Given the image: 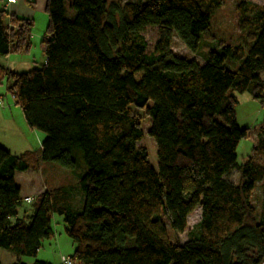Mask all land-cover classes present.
Segmentation results:
<instances>
[{"label": "trees", "instance_id": "obj_1", "mask_svg": "<svg viewBox=\"0 0 264 264\" xmlns=\"http://www.w3.org/2000/svg\"><path fill=\"white\" fill-rule=\"evenodd\" d=\"M222 5L46 1L40 68L0 66L26 126L44 135L40 152L27 157L0 146L1 250L35 258L57 215L74 246L71 264H264V165L255 161L264 157V125L238 166L236 149L249 130L235 117L237 95L264 109V6L240 0L235 21L245 40L210 51L206 62L171 49L176 36L197 53L200 38L212 39L211 17ZM146 28L157 30L152 52ZM32 30V20L0 8V57L29 55ZM132 107L150 119L157 171L138 146L143 131ZM42 163L82 170V206L72 205V188L59 186L34 197L18 218L27 201L15 175ZM195 210L200 219L180 244Z\"/></svg>", "mask_w": 264, "mask_h": 264}, {"label": "rangeland", "instance_id": "obj_2", "mask_svg": "<svg viewBox=\"0 0 264 264\" xmlns=\"http://www.w3.org/2000/svg\"><path fill=\"white\" fill-rule=\"evenodd\" d=\"M109 4L122 5L126 2L143 3L148 0H107ZM240 0H223V5L214 12L210 22L211 40L200 38L197 53H190L176 36L172 41V52L180 58L195 60L198 63L206 62L210 51H218L221 45L232 44L236 46L244 41L243 34L238 30L235 21V7ZM256 4H264V0H249ZM33 38L31 39V51L29 55H10L0 57V66L15 73H26L32 69H38L43 63V57L40 53L39 43L43 37V28L36 24L33 29ZM144 38L147 44V51L152 52L157 41L156 28H146ZM238 104L235 107V117L239 128L249 130L248 138L239 142L236 149V163L241 166L251 155V149L257 142L258 128L264 125V109L254 101L248 94L238 95ZM0 146L16 157H27L30 154H38L41 148V142L44 135L38 131L30 130L23 119L21 109L14 105L11 95L7 92V83L5 79L0 80ZM132 113L141 120V129L143 137L138 142V146L146 150L150 167L157 171V151L152 138L147 134L150 128L149 118L144 116L141 110L132 107ZM27 153V154H26ZM257 163L264 165V157L255 158ZM82 170L70 171L61 168L54 163H42L37 170H29L24 173H16L15 185L20 188L21 196L24 200L30 199V202L38 194L49 191L51 188L59 186H69L72 188V205L82 206L83 193L78 184L77 174ZM52 177V178H50ZM232 182H237V170L230 172L228 176ZM258 194L256 189L255 194ZM81 198V200H80ZM30 202H23L22 209L27 214L30 210ZM80 203V204H79ZM22 212V210L20 211ZM200 219V211L195 210L187 218V231L178 236V241L183 244L188 239V232H191ZM162 220L168 232H171L167 217ZM65 225L62 218L54 215L52 217L53 237L42 242L41 247L35 258H23L11 255L0 249L1 264H33L35 261L48 264H61V257L70 258L74 246L71 240L64 233ZM170 239L175 241V236L170 235Z\"/></svg>", "mask_w": 264, "mask_h": 264}, {"label": "crops", "instance_id": "obj_3", "mask_svg": "<svg viewBox=\"0 0 264 264\" xmlns=\"http://www.w3.org/2000/svg\"><path fill=\"white\" fill-rule=\"evenodd\" d=\"M14 1H15L14 4H7L6 3L7 0H2V2L0 3V8H3L7 15H10V16L14 15L17 17H22V18L32 20L33 29L35 28L36 24H40L44 32V29L47 25V17L44 13L47 0H14ZM259 5L264 6V4H259ZM33 31L34 30H32L30 42L34 36ZM237 100H238V97H237ZM21 210L23 209L21 208L19 210L18 218L21 215V212H20Z\"/></svg>", "mask_w": 264, "mask_h": 264}, {"label": "built area", "instance_id": "obj_4", "mask_svg": "<svg viewBox=\"0 0 264 264\" xmlns=\"http://www.w3.org/2000/svg\"><path fill=\"white\" fill-rule=\"evenodd\" d=\"M7 4H14L15 1L14 0H7L6 2ZM263 92H264V89H263ZM1 103V102H0ZM0 107H1V104H0ZM27 202H30V199H26ZM61 264H71L70 262V259L69 258H64V257H61V260H60Z\"/></svg>", "mask_w": 264, "mask_h": 264}]
</instances>
